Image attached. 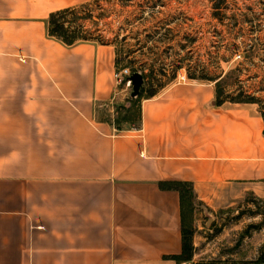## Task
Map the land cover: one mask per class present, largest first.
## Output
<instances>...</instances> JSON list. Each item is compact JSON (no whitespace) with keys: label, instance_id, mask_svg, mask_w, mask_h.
I'll return each mask as SVG.
<instances>
[{"label":"crops","instance_id":"crops-1","mask_svg":"<svg viewBox=\"0 0 264 264\" xmlns=\"http://www.w3.org/2000/svg\"><path fill=\"white\" fill-rule=\"evenodd\" d=\"M87 1L0 0V264H192L171 258L180 193L159 184L188 182L206 206L235 185L264 196V120L216 104L210 81L174 80L118 126L130 84L114 47L47 32Z\"/></svg>","mask_w":264,"mask_h":264},{"label":"rangeland","instance_id":"rangeland-1","mask_svg":"<svg viewBox=\"0 0 264 264\" xmlns=\"http://www.w3.org/2000/svg\"><path fill=\"white\" fill-rule=\"evenodd\" d=\"M154 1L156 5L148 8L146 0H139V8L100 0L88 7L92 16L82 23L99 37L96 42L110 44L121 54L119 68L142 66L148 77L167 84L216 79L212 87L218 81L222 92L233 97L246 91L258 98L257 108L264 111V90L259 91L264 88V0ZM154 31L159 33L149 39ZM125 34L123 42L120 37ZM174 65L181 67L175 70ZM139 108L137 100L127 112L131 119ZM227 192L213 206L195 198L184 207L186 226L192 230V264H234L239 260L233 257H249L264 247V196L237 185L227 187Z\"/></svg>","mask_w":264,"mask_h":264},{"label":"trees","instance_id":"trees-1","mask_svg":"<svg viewBox=\"0 0 264 264\" xmlns=\"http://www.w3.org/2000/svg\"><path fill=\"white\" fill-rule=\"evenodd\" d=\"M100 0H92L87 1L84 3H81L79 5L70 6L66 8H62L56 11H53L49 14L47 19V32L50 36L56 37L59 39L62 43L66 45H73L78 42L83 41H100L99 37L97 35H94V32L90 31L89 29L84 28V25L82 23L83 20L90 18L92 15L90 13V9L88 8L92 4H97ZM119 3L122 7L128 6V5H136V7L141 8V3H139V0H119ZM146 6L148 8H153L156 5V1L154 0H146L145 2ZM137 15L142 11H136ZM141 16L137 17L135 16L134 19H139ZM158 31L152 32V34H148V38L152 39L154 34H158ZM169 33L168 30L164 33ZM128 38V35H122L120 37L121 41H126ZM134 39H137V33L136 36L133 37ZM117 39V38H116ZM138 43H136L137 45ZM137 48L136 50H138ZM168 49V48H167ZM153 52V51H151ZM115 65L117 69L120 66L121 61L123 60L121 58V54H119L115 50ZM152 66V64H151ZM175 67V70H177L181 65L179 66H173ZM134 71H140L144 78L143 86L140 90L139 95L134 99H127V103L125 105H121L117 109V116L115 118V123L119 126L121 123H128L129 125L133 126L136 125L140 120V110L138 113V116L134 119H131L130 116L127 114V112L130 111L133 104L138 100V102L141 101V99L144 98H150L153 95H155L161 88H163L167 83L162 81L160 78L157 79L153 75L148 77L147 74L144 73V69L141 67L139 68H130V72ZM164 68H162V75H164ZM151 73V72H150ZM171 80L174 78V76H170ZM210 82L215 81L216 79L211 78H204ZM215 87V95H216V104H221L224 101H230V102H250V103H257L258 98L255 97L252 94L247 93L246 91L240 90L237 93L236 97L226 95L222 92V89L220 88L219 82H214ZM264 88L259 89V91H263ZM140 109V108H139ZM121 112H125L124 115H121ZM260 114L264 120V111L260 110ZM264 133V131H263ZM161 188H172L176 189L180 193V200H181V207H182V252L179 255L171 256L176 262H185L190 261L192 259V243H191V228H187L185 220H184V207L185 205L189 206L192 205V201L195 199L193 192H192V186L188 182H161L160 184ZM186 195L190 199L189 201H186ZM192 209V207H191ZM195 264H214L213 261H203L198 262ZM234 264H264V247H262L258 255L255 259L252 260H242L237 261Z\"/></svg>","mask_w":264,"mask_h":264},{"label":"water","instance_id":"water-1","mask_svg":"<svg viewBox=\"0 0 264 264\" xmlns=\"http://www.w3.org/2000/svg\"><path fill=\"white\" fill-rule=\"evenodd\" d=\"M126 80L130 82V86H131V90L129 92V99H134L139 95L140 90L143 86L144 83L143 75L140 71H134L126 77Z\"/></svg>","mask_w":264,"mask_h":264},{"label":"built area","instance_id":"built-area-1","mask_svg":"<svg viewBox=\"0 0 264 264\" xmlns=\"http://www.w3.org/2000/svg\"><path fill=\"white\" fill-rule=\"evenodd\" d=\"M118 74H122V79H121V77H119L118 76ZM130 74V71L128 70V68H122L121 70H120V72L119 73H116L115 74V76L117 77V79H118V82H121L122 80H124L128 75ZM178 78L179 79H185V76L184 75H180V76H178ZM126 81V83L127 84H130V82L128 81V80H125ZM142 154V153H141Z\"/></svg>","mask_w":264,"mask_h":264}]
</instances>
